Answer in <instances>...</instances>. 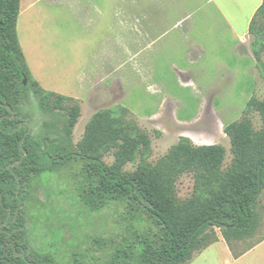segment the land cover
<instances>
[{
	"label": "rangeland",
	"instance_id": "1",
	"mask_svg": "<svg viewBox=\"0 0 264 264\" xmlns=\"http://www.w3.org/2000/svg\"><path fill=\"white\" fill-rule=\"evenodd\" d=\"M261 2L42 0L17 23L27 67L46 90L78 89L84 80L87 87L73 93L75 101L52 96L49 108H43L31 81L26 89L17 82L13 92L21 120L54 152L67 144L60 106L81 109L70 137L73 148L90 119L111 110L150 142L145 156L139 153L125 173H134L142 158L156 165L183 138L195 146L224 147L227 170L234 155L225 127L245 117L255 131L262 127L258 112L245 114L251 99L264 100V53L259 66L248 31ZM102 160L112 166L114 151ZM85 166L82 159L65 161L26 184L28 197L20 212L28 251L55 264H124V251H135L143 235L157 238L160 229L123 201L90 208L87 202L95 200L91 190L99 178L86 176ZM194 188L193 175L183 174L177 200H189ZM254 211L250 235L231 243L234 255L256 245L247 256L233 260L222 243L204 241L185 264H264V191ZM215 236L222 241L221 229L209 228L207 239Z\"/></svg>",
	"mask_w": 264,
	"mask_h": 264
},
{
	"label": "trees",
	"instance_id": "2",
	"mask_svg": "<svg viewBox=\"0 0 264 264\" xmlns=\"http://www.w3.org/2000/svg\"><path fill=\"white\" fill-rule=\"evenodd\" d=\"M19 13L20 0H0V264H55L28 251L25 218L20 211L28 197L26 184L42 170L72 159L86 161V176L99 178L98 186L91 190L95 200L91 197L87 202L90 208L123 201L160 229L157 238L143 235L135 243V251H124V264H185L202 242L209 241L210 246L218 240L216 236L207 239L209 228L221 229L229 246L250 235L255 205L264 191V100L251 99L245 111L246 115L252 111L260 114L259 131L247 117L225 127L234 155L227 170H223L224 147L195 146L183 138L156 165L142 158L136 171L127 174L123 168L139 153L145 156L149 151L147 136L133 129L131 122L122 123L113 111L101 110L87 123L82 140L73 148L70 137L81 115L78 105L59 107L66 114L63 131L67 144L53 152L28 134L27 127L19 129L21 111L14 86L18 82L26 89L29 86L24 80L31 81L43 108H49L52 96L60 101L75 100L47 92L31 79L17 37ZM261 17L264 19V0L249 25L259 66L264 53ZM6 106L14 112L13 119ZM111 150L115 162L107 166L102 156ZM183 174L193 175L195 188L189 200L179 202L176 184Z\"/></svg>",
	"mask_w": 264,
	"mask_h": 264
},
{
	"label": "crops",
	"instance_id": "3",
	"mask_svg": "<svg viewBox=\"0 0 264 264\" xmlns=\"http://www.w3.org/2000/svg\"><path fill=\"white\" fill-rule=\"evenodd\" d=\"M42 0H20V13H19V16L23 15V16H26L28 17V14H30L31 10L34 9V7ZM48 2H55V0H47ZM52 4H56V3H52ZM262 5V2L261 4H259V6L257 8H255L254 12H256V10L259 9V7ZM98 9V8H97ZM19 19V17H18ZM18 23V21H17ZM250 24V23H249ZM249 29V28H248ZM249 31V30H248ZM18 34V33H17ZM23 51V50H22ZM23 54H24V51H23ZM25 56V54H24ZM26 58V56H25ZM29 68V71L33 77V74L31 72V69L30 67L28 66ZM34 81H36L38 84H39V87L42 88L43 90L47 91V92H52V93H55L57 95H60V96H64V97H69V98H73V99H78V97H75V95H73V93H77L78 91H83V90H86V87H87V84H86V81L84 80L83 81V84L78 88V89H67V90H64V87L63 86H59V87H55L56 90L54 91H49V90H46L45 88H43L41 85H40V82L38 80H36L35 76L33 77ZM92 88V87H91ZM82 93V92H81ZM193 139V138H192ZM194 141V139H193ZM212 141V140H211ZM197 143V142H196ZM197 144H200V143H197ZM223 237V236H222ZM219 240V239H218ZM216 241L215 243L213 244H216V243H222L223 246L226 248V253L228 256H230L233 260H240L242 258H244L245 256H247L248 252L251 251L252 249L255 248L252 247L250 248L249 250L245 251V252H242L240 253L239 255H234L232 252V247L228 245V243L226 242V240L223 238L222 241ZM263 242V241H262ZM261 243V242H260ZM259 243V244H260ZM211 244V245H213ZM227 261V260H226Z\"/></svg>",
	"mask_w": 264,
	"mask_h": 264
},
{
	"label": "flooded vegetation",
	"instance_id": "4",
	"mask_svg": "<svg viewBox=\"0 0 264 264\" xmlns=\"http://www.w3.org/2000/svg\"><path fill=\"white\" fill-rule=\"evenodd\" d=\"M7 107V106H6ZM7 109L10 111L11 109L9 108V107H7ZM11 113H12V119L15 117V114H14V112H12V110L10 111ZM25 127H27L28 128V134H30V132H31V128H30V126L28 125V124H26V123H24L23 121L20 123V125H19V129H24ZM21 185H19V187H20ZM17 195H18V193H17ZM22 208V207H21ZM26 229V228H25ZM27 231V230H26ZM27 238V237H26Z\"/></svg>",
	"mask_w": 264,
	"mask_h": 264
},
{
	"label": "water",
	"instance_id": "5",
	"mask_svg": "<svg viewBox=\"0 0 264 264\" xmlns=\"http://www.w3.org/2000/svg\"><path fill=\"white\" fill-rule=\"evenodd\" d=\"M26 82H27V80L25 79V80H24V85H26ZM10 111H11V110H10Z\"/></svg>",
	"mask_w": 264,
	"mask_h": 264
},
{
	"label": "bare ground",
	"instance_id": "6",
	"mask_svg": "<svg viewBox=\"0 0 264 264\" xmlns=\"http://www.w3.org/2000/svg\"><path fill=\"white\" fill-rule=\"evenodd\" d=\"M195 142V141H194ZM196 143V142H195Z\"/></svg>",
	"mask_w": 264,
	"mask_h": 264
}]
</instances>
